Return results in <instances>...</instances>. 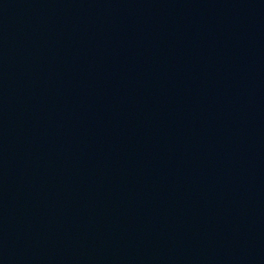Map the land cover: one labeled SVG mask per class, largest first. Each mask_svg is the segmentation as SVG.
Returning <instances> with one entry per match:
<instances>
[{
    "label": "water",
    "instance_id": "95a60500",
    "mask_svg": "<svg viewBox=\"0 0 264 264\" xmlns=\"http://www.w3.org/2000/svg\"><path fill=\"white\" fill-rule=\"evenodd\" d=\"M0 264H264V0H0Z\"/></svg>",
    "mask_w": 264,
    "mask_h": 264
}]
</instances>
